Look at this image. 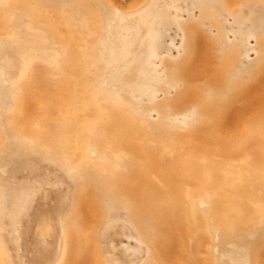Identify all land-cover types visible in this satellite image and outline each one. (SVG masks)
Returning <instances> with one entry per match:
<instances>
[{"label": "bare ground", "instance_id": "obj_1", "mask_svg": "<svg viewBox=\"0 0 264 264\" xmlns=\"http://www.w3.org/2000/svg\"><path fill=\"white\" fill-rule=\"evenodd\" d=\"M240 3L252 25L217 56L224 36L207 41L199 27ZM120 6L0 0V264H14L10 247L19 248L5 226L28 216L36 194L39 205L30 182L32 192L18 202L14 175L38 177L42 165L62 171L71 192L34 215L44 250L29 264H111L89 249L106 239L108 226L99 235L97 220L121 213L145 243V264H204L205 250L211 264H264V0H151L128 13ZM183 6L201 11L184 24L183 53L160 81L148 62L161 49L160 28ZM11 29L17 35L5 36ZM254 34L257 57L235 69ZM207 45L212 55L199 59ZM254 88L262 97L233 112ZM66 200L47 260L56 234L48 222ZM214 241L230 255L218 261Z\"/></svg>", "mask_w": 264, "mask_h": 264}, {"label": "rangeland", "instance_id": "obj_2", "mask_svg": "<svg viewBox=\"0 0 264 264\" xmlns=\"http://www.w3.org/2000/svg\"><path fill=\"white\" fill-rule=\"evenodd\" d=\"M133 1L138 2L135 5H132ZM150 1L151 0H120V10L127 13L139 12L140 10L145 8L146 5L150 3ZM200 11V6H196L193 10L188 9V6H183V8H181L180 14L172 19L170 27L163 29V47L159 51H157L153 59L148 62L151 68L157 72V76H159L160 81L162 77H164L163 75L165 71V66L168 63L175 64L183 53L184 24L186 22H188L189 24L195 19H197L200 14ZM221 12L222 15L217 18V20H213L212 22L208 20L202 27H199L198 30H201L200 33L202 37L207 41L215 42V40L220 38L221 35L224 36V41L217 43L219 44V47H217V49L215 50V52L218 54L217 56H220L228 49L226 46L223 47V44L231 45L238 43L240 38L237 36V32L239 30H241L242 32H246L252 25L248 23V19H250V17L252 16V12H250L249 7H247L246 3H240L236 5L235 9L231 11L223 10ZM237 19H240L239 24H237ZM16 35V31L12 29L8 30L5 34V36L8 37ZM257 39V34L251 35L247 39V42L245 43L244 47L241 48L242 50L240 53V59L238 62V66L235 69H238L239 67H241L242 64H246L248 61H251L257 57ZM138 50L139 49L135 47L131 56L133 57V55L138 53ZM212 52L213 51H210V45H207L206 48H202L201 57L199 59H205L208 55H212ZM130 60H132V58ZM5 82L8 83L9 80L6 79ZM159 84L160 83H155L153 85V88L158 89L160 87ZM258 89L259 88L252 89L246 97L239 100L237 104L233 107V112H236L238 115L242 114L243 108L250 101L259 100L262 97V92ZM173 91L174 89L171 88L169 94H164L159 90L158 93L152 98H144L143 100H141V104L142 106L151 107L156 101L164 98L165 96H170ZM1 96L2 93L0 92V98ZM157 117L158 115L154 110L149 111L148 118L150 120H155ZM184 120L185 118H183L181 114L178 115L179 123L183 122ZM39 176H31L30 174H27L24 171L17 172L14 175V181L16 182V185L15 187H13V191L19 193L18 196L20 200L18 202L23 201V197L27 193L32 192L31 186L27 185V183H33L35 185V188L37 189L38 186L40 190L38 197L39 205L37 204L36 194L35 203L32 207L33 209L32 211L28 212V216L25 217V214L18 215L16 216L17 220H19L18 226L10 228V224L7 223L4 228L5 235L8 238L12 237V241L19 243V248H16L14 245H12V248L10 247L14 264H29L31 260L35 261V256L40 250H44L43 247H41V245L39 244V240L36 239L37 228L40 225V219L36 218L37 214L40 212L41 209L43 210L42 207L44 206L46 208V206L54 207L55 205H59L62 201V198L69 197L71 192L70 184L64 177L62 171L58 169L54 170L53 168H48L45 165H42L40 168ZM42 178H47L45 179L47 181ZM203 203H206V201H203ZM62 207L63 208H61L57 213L53 214L54 218L52 222H48L50 223L52 229L55 231L56 234L54 235V237H50V240L53 241V250L47 256L44 255L45 259L47 260L48 258H54L55 255L54 252L57 248L59 233L61 230L59 226V220L61 216L65 213V211L69 210L67 200L63 203ZM37 208H39L38 212ZM35 214L36 217L34 216ZM114 218L113 216L105 215L101 219L97 220V233L99 235H101L103 230H105V228L108 226L106 230L107 234L103 233V237L106 239H96L95 244H93V246H91V248L89 249L90 253L95 252L97 254L96 260L99 261V263L101 259L103 260V258H107L106 260L108 261V263L111 264H145L147 249L144 241L136 234L133 227L126 221L125 216L122 213L116 217L119 219V221H121L120 229L115 234L113 225H109L114 220ZM102 219H104L103 222ZM211 245L214 246L212 247V249H215L213 251L217 253L218 261L220 257L226 258L230 255L229 250H224L220 247V243L214 241L213 243H211ZM229 245L230 244H228V246ZM203 257L205 261L204 264H211L212 251L205 250ZM42 264H46V262ZM50 264H52V262ZM221 264L231 263L229 261H226Z\"/></svg>", "mask_w": 264, "mask_h": 264}, {"label": "flooded vegetation", "instance_id": "obj_3", "mask_svg": "<svg viewBox=\"0 0 264 264\" xmlns=\"http://www.w3.org/2000/svg\"><path fill=\"white\" fill-rule=\"evenodd\" d=\"M169 26H166V27H162V28H160V30H162L161 31V33H163V29H166V28H168ZM161 47L160 48H162L163 47V34L161 35ZM159 43V42H158ZM135 48V46L134 47H130L129 48V53H130V55H132L133 54V49ZM160 50V49H159ZM158 50V51H159ZM128 53V54H129ZM121 221V220H120ZM120 221H119V219L118 218H116V219H114L112 222H111V224H109V225H113V228H114V232H115V234H116V232H118V230L120 229Z\"/></svg>", "mask_w": 264, "mask_h": 264}]
</instances>
